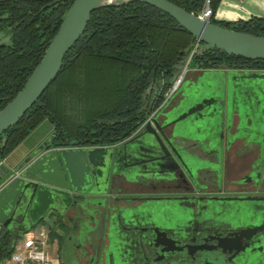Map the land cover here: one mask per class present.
Returning <instances> with one entry per match:
<instances>
[{
  "label": "water",
  "instance_id": "water-1",
  "mask_svg": "<svg viewBox=\"0 0 264 264\" xmlns=\"http://www.w3.org/2000/svg\"><path fill=\"white\" fill-rule=\"evenodd\" d=\"M128 1L132 0H71L39 61L21 88L0 108V133L18 121L56 77L64 54L84 32L90 12L98 6ZM139 1L165 11L197 41L247 59L264 58V36L200 18L169 0ZM220 71L219 88L209 83L203 94L184 91L185 95L172 107L162 110L159 105L142 130L123 142L59 146L52 143L51 132L23 151L13 148V152L0 159L1 226L23 232L44 213L53 211L67 219L65 213L70 209H92L93 205L105 204L107 199L117 198L111 192L113 175L117 173L129 181L149 172L172 175L179 165L190 173L200 164L178 144L179 138L205 139L220 153L222 127L230 112L224 102L225 81L234 76L250 78L254 80L251 87L264 90V70ZM256 118L252 131H264V110ZM144 198L161 200L159 196ZM101 207L112 221L108 249L114 264H264V206H245L237 212L200 208L195 213L176 206Z\"/></svg>",
  "mask_w": 264,
  "mask_h": 264
},
{
  "label": "trees",
  "instance_id": "trees-1",
  "mask_svg": "<svg viewBox=\"0 0 264 264\" xmlns=\"http://www.w3.org/2000/svg\"><path fill=\"white\" fill-rule=\"evenodd\" d=\"M195 12L203 0H169ZM209 20L264 36V15ZM71 0H0V108L20 88L56 33ZM62 66L23 115L0 133V159L41 120L52 126L59 146L108 145L136 130L164 100V91L196 40L165 11L139 0L98 6ZM4 33L9 40H3ZM189 66L264 68V58L247 59L197 41ZM21 236L0 229V259Z\"/></svg>",
  "mask_w": 264,
  "mask_h": 264
},
{
  "label": "flooded vegetation",
  "instance_id": "flooded-vegetation-1",
  "mask_svg": "<svg viewBox=\"0 0 264 264\" xmlns=\"http://www.w3.org/2000/svg\"><path fill=\"white\" fill-rule=\"evenodd\" d=\"M220 68L224 71L242 69V67L234 66H218L214 69L220 71ZM243 68L264 70L261 67L246 66ZM205 71L188 66L177 88L159 107L162 110L172 107L185 95L184 91L202 93L204 87L209 84L208 81L201 79ZM225 83L227 87L224 89L227 90L228 81ZM248 83L247 81V84L239 89L254 90ZM217 87L219 88L218 85ZM151 116L152 114L146 117L136 130L118 142H123L142 130L143 124ZM262 141L257 144L252 142L246 144L241 141V144L233 150V154L228 156L230 145L221 143L220 153H218L216 148L209 146L205 139L182 137L178 139V144L184 147V151L190 153L192 159H197V163L200 164L192 172H186L179 165L173 170L172 175H165L163 172H149L147 175L138 174L135 181H129L118 173L114 174L112 184L114 187L111 188V192L112 196H117V198L107 199L105 204L93 205L92 209H70L65 213L67 219H62V216L56 212H50L55 219V232L59 238L57 240L58 259L63 264H114V259L108 249L109 228L112 221L101 206L160 205L164 209L176 206L189 209L190 213H195L200 208L216 212H237L245 206H264V200H262L264 199V139ZM123 195L142 196L143 198L119 199L118 196ZM145 196L151 198L159 196L161 200L159 198L147 200ZM228 196H254L262 199L231 200L224 198ZM145 201L148 204H142Z\"/></svg>",
  "mask_w": 264,
  "mask_h": 264
},
{
  "label": "crops",
  "instance_id": "crops-1",
  "mask_svg": "<svg viewBox=\"0 0 264 264\" xmlns=\"http://www.w3.org/2000/svg\"><path fill=\"white\" fill-rule=\"evenodd\" d=\"M251 15H264V0H218L216 8L213 10V16L217 19L237 20L244 19V17L248 18ZM214 68L206 67L204 70ZM247 81L251 86L253 85L254 80L250 78L244 79L234 76L232 80H228L229 87L225 90L224 102L229 107L230 112L225 126L222 127V132L224 133L222 144L230 145L231 149L229 148L228 156L233 154V150L241 144V141H244L246 144H250V142L257 144L260 142V139L264 138V131L253 132L251 129V126L257 119V115L264 110V90L255 89V87L251 91L239 89V87H244L243 85L247 84ZM49 126L50 130L48 133H51L52 126L51 124ZM211 132L212 129H209L210 134ZM47 135L38 134V136L30 140H25V136L15 148L18 151H23L27 147L40 143ZM226 140L227 142L225 143ZM10 151L13 152V149ZM55 226L56 222L53 215L51 216L50 212H47L30 228L34 229L35 233L41 236L42 239H45V243L51 235L56 234ZM1 228L5 227H2L0 224Z\"/></svg>",
  "mask_w": 264,
  "mask_h": 264
},
{
  "label": "built area",
  "instance_id": "built-area-1",
  "mask_svg": "<svg viewBox=\"0 0 264 264\" xmlns=\"http://www.w3.org/2000/svg\"><path fill=\"white\" fill-rule=\"evenodd\" d=\"M210 8L209 0H203L201 8L192 13L200 18L209 20L212 14ZM196 45L197 40L192 43L190 49L187 50L178 72L173 76L171 84L164 91L165 97L162 103L167 100L168 96H170L180 83V78L188 68L187 63ZM35 232L36 231L31 228H26V230L21 232V236L18 237L16 241H13L12 252L7 257L0 259V264H60L58 257H52L51 252L43 245L45 239H42L41 236Z\"/></svg>",
  "mask_w": 264,
  "mask_h": 264
},
{
  "label": "rangeland",
  "instance_id": "rangeland-1",
  "mask_svg": "<svg viewBox=\"0 0 264 264\" xmlns=\"http://www.w3.org/2000/svg\"><path fill=\"white\" fill-rule=\"evenodd\" d=\"M4 34L5 35L3 37V40L8 41L9 35L7 33H4ZM221 67H222V65H221ZM223 67H225V66H223ZM197 68H199V67H197ZM201 69H204V68H201ZM220 74H221V71L216 70V69H211L209 71L204 72V75L201 77V79L204 81H208L209 83L212 84L213 87H216L218 84L217 77H219ZM49 125H50V122H48L47 119L41 120L37 125H35V128L30 132V134H28L26 136L25 140L33 139L36 136H38V134H42V135L49 134L48 133L50 130ZM57 240H59L58 234H53L43 244L51 252L52 257H54V258L58 257V253H59L58 246H57ZM60 264H63V262L60 261Z\"/></svg>",
  "mask_w": 264,
  "mask_h": 264
}]
</instances>
